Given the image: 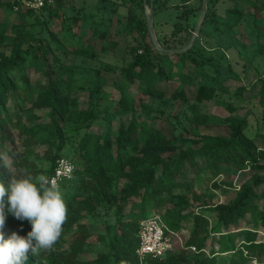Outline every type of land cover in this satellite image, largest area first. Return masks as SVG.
I'll return each instance as SVG.
<instances>
[{"label": "trees", "instance_id": "obj_1", "mask_svg": "<svg viewBox=\"0 0 264 264\" xmlns=\"http://www.w3.org/2000/svg\"><path fill=\"white\" fill-rule=\"evenodd\" d=\"M17 1L0 0V10L12 22L8 25L0 20V47L7 50L0 53V183L7 186L22 170L33 177L40 175L41 169L35 162L40 149H44V157L51 163L48 177L54 175L68 145L75 154L73 177L61 181L70 188L63 196L68 218L62 234L51 252L29 251L25 263L138 264L140 223L150 215H165L169 230L176 234H182L187 220H192L194 226L183 246L176 242L173 252L149 260V264H251L254 261L264 264V240L260 239L261 229L264 230V174L254 175L240 184L229 203L205 204L201 212L185 213L191 207V197L201 196L194 192V186L202 173L208 171L217 178L244 171L250 165L261 168L264 150L247 136L248 124L231 122L227 133L204 134L201 141L182 136L181 139H187L186 149L174 134L170 136L167 128L157 129L148 124L152 108L142 96H163L153 83L171 81L174 72L180 75L174 100L190 102L186 85L201 80L193 93L194 101L189 106L192 115L187 121L194 130L206 123L200 105L214 100L218 89L203 80V72H185L189 61L203 67L194 51L163 54L143 36L122 68L117 112H103L92 96L83 111L68 76L71 68L62 65L63 54L69 52V41L78 37L69 33L62 38L52 28L64 8V0L40 11L15 12ZM151 1L157 16L160 0H150V4ZM223 2L209 0L203 26L232 29L243 14L264 12V0H228L225 11L219 9ZM199 9L202 10V5ZM11 14L15 17L11 18ZM31 19H34V24L30 23L32 28L41 27L38 35L20 26ZM184 27L182 22L174 24L168 41L157 32L161 46L168 50L184 48L189 42L180 39L179 35L186 31ZM138 32H149L146 23H139ZM73 47L74 54H79L76 43ZM260 48L261 57L264 45ZM15 73L19 74V80L13 77ZM132 87H137L142 95L139 100L130 93ZM22 102L31 106L24 107ZM117 115L120 119L115 123ZM102 116L104 129L94 132L93 127L100 125ZM176 152L178 157L174 155ZM213 185L214 190L207 195L210 199H214L217 189L225 191L222 185L216 182ZM175 198L184 206L170 208L168 204ZM260 199L262 203L258 205ZM205 212L213 215L214 225ZM5 213V224L0 229L5 239L13 233L26 238L31 231L30 222L17 220L7 213V208ZM91 219L102 221L104 226L94 240ZM240 221L248 222L251 227L238 230ZM240 232L244 238L238 242L235 236ZM191 246L196 247V253H191Z\"/></svg>", "mask_w": 264, "mask_h": 264}, {"label": "rangeland", "instance_id": "obj_2", "mask_svg": "<svg viewBox=\"0 0 264 264\" xmlns=\"http://www.w3.org/2000/svg\"><path fill=\"white\" fill-rule=\"evenodd\" d=\"M159 2L158 14L154 15V30L157 38L158 32L168 41L172 38L173 25L182 22L186 31L179 35L180 39L185 41L189 39L190 42L201 20L202 13L199 8L203 0H160ZM147 5H144V0H136L135 3L131 0H124V2L123 0H64V8L52 28L62 38L69 33L78 37V40L69 41V52L66 55L63 54L62 65L67 64L71 68L68 76L79 97L81 110L88 108L90 96H92L103 112L107 113L110 110L117 112L121 71L131 59V49L140 44L143 36L146 42H152L149 32H141V34L138 32L139 23L143 22L147 25V13L151 11L150 0H147ZM228 6V0H225L219 4V9L225 11ZM154 11H156L155 5ZM129 14L132 15L130 21ZM10 17L14 18L15 14H11ZM0 20L8 25L12 24L3 10H0ZM30 23L34 24V19L20 26L38 35L41 27L34 25L32 28ZM202 30L203 33L197 37L192 50L203 67L198 68L189 61L185 72L188 74L193 71L203 72V80L215 85L218 90L214 100L200 105L203 115L207 117L206 123L200 129L194 130L193 125L187 121L192 115L189 106L194 101L193 93L199 86L201 81L199 78L194 84L186 85V91L192 99L190 102L173 98L180 79L178 72L173 73L171 81L157 80L153 83L163 92V96H142L137 87H132L130 93L137 100L142 96L152 108L149 126L157 129L167 128L171 137L174 134L180 140L178 143L182 148L188 147L187 139L201 141V135L204 134L227 133L231 122H246L247 136L264 150V55L261 57L259 55L260 46L264 45V12L243 14L238 25L232 29L207 25L203 26ZM75 43L79 52L77 55L74 54ZM81 50L85 51L81 52ZM2 51L7 50L0 47V53ZM13 77L19 80V74L15 73ZM21 104L24 107L31 106L27 102ZM119 119L120 116L117 115L114 122L118 123ZM99 124L93 127L94 132H101L104 129V116ZM182 136H186L187 139H181ZM39 152L40 157L35 158V162L41 169L40 174L48 177L51 163L44 157V149H40ZM63 154L64 158L72 163L75 161V154L70 145L64 149ZM178 154L176 152L174 155L178 157ZM257 174H264V159L261 160V168L250 165L244 171L223 174L217 178H213L208 171L202 173L194 186V192L201 196L198 199L191 197V207H187L185 213L201 212V206L205 204L229 203L239 190L240 184L249 181ZM215 182L222 185V190L225 191L217 189L214 191L216 192L214 199H210L207 195H210L209 191L214 190ZM113 184L116 190V182ZM57 185L62 196L70 191L69 186L64 185V182L61 184L59 182ZM261 203L262 199L257 201L258 205ZM168 206L178 209L183 207L184 203H178L175 198ZM205 214L214 225L216 220L213 215L206 212ZM159 216L165 220V215ZM151 217L150 215L149 218ZM91 221L90 231L93 233L94 240L97 232L102 231L104 226L102 221L93 219ZM193 226L192 220L185 222L181 234L184 242L188 239ZM248 227H251V224L244 221H240L237 225L238 230ZM235 238L238 242L243 240V232L236 234ZM260 239L264 240L263 229H261ZM251 264H257V262L254 261Z\"/></svg>", "mask_w": 264, "mask_h": 264}, {"label": "clouds", "instance_id": "obj_3", "mask_svg": "<svg viewBox=\"0 0 264 264\" xmlns=\"http://www.w3.org/2000/svg\"><path fill=\"white\" fill-rule=\"evenodd\" d=\"M6 166V165H4ZM17 220H27V237L13 233L5 239L0 232V264H25L28 253L51 252L67 222V206L56 183L44 174L33 177L21 172L6 186L0 183V229L5 224V209Z\"/></svg>", "mask_w": 264, "mask_h": 264}, {"label": "built area", "instance_id": "obj_4", "mask_svg": "<svg viewBox=\"0 0 264 264\" xmlns=\"http://www.w3.org/2000/svg\"><path fill=\"white\" fill-rule=\"evenodd\" d=\"M61 0H18L15 5V12L40 11L45 7L54 5ZM75 170L74 164L63 158L59 160L54 175L49 179L58 184L64 179H71ZM137 238L139 245L136 249L138 264H149L154 260L167 256L175 249L176 242L184 245L180 234L171 232L163 217L157 215L148 218L140 223ZM191 253H196V247H189Z\"/></svg>", "mask_w": 264, "mask_h": 264}, {"label": "water", "instance_id": "obj_5", "mask_svg": "<svg viewBox=\"0 0 264 264\" xmlns=\"http://www.w3.org/2000/svg\"><path fill=\"white\" fill-rule=\"evenodd\" d=\"M208 2L209 0H203V4H202V10H201V20L196 28L195 33L192 35V38L189 42V44L181 49H173V50H168L165 49L164 47L161 46V44L158 41V38L156 36L155 30H154V3L153 1H151L150 7H151V11L147 13V25H148V31L152 40V44L154 46V48L163 53V54H168V55H177V54H184L186 52H188L189 50H191L194 47V44L197 40V37L199 36V34L201 33L204 21L206 19V14L208 11ZM144 5H147V0H144Z\"/></svg>", "mask_w": 264, "mask_h": 264}]
</instances>
